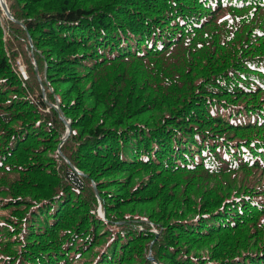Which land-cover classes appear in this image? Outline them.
<instances>
[{"label":"trees","instance_id":"16d2710c","mask_svg":"<svg viewBox=\"0 0 264 264\" xmlns=\"http://www.w3.org/2000/svg\"><path fill=\"white\" fill-rule=\"evenodd\" d=\"M6 1L0 264H264V0Z\"/></svg>","mask_w":264,"mask_h":264},{"label":"water","instance_id":"95a60500","mask_svg":"<svg viewBox=\"0 0 264 264\" xmlns=\"http://www.w3.org/2000/svg\"><path fill=\"white\" fill-rule=\"evenodd\" d=\"M0 6H1V9L3 10V12H4L8 17H10L11 19L17 21V19H15V18L12 16V14H11L9 8H8V4H7V1H6V0H0ZM56 107H58V106H56ZM67 123H68V124H67V128H68V130H67V132H66V134H65V136H64V138H63V140H65V139L67 138V136L70 134L71 129H72V128H71V123H70V122H67ZM99 212H100V216H101L102 218H104V213H103V211H102L101 208L99 209ZM149 259H150L151 261H153V264H158V262L154 259V257H153L152 255L149 256Z\"/></svg>","mask_w":264,"mask_h":264},{"label":"rangeland","instance_id":"374dc122","mask_svg":"<svg viewBox=\"0 0 264 264\" xmlns=\"http://www.w3.org/2000/svg\"><path fill=\"white\" fill-rule=\"evenodd\" d=\"M24 67V66H23Z\"/></svg>","mask_w":264,"mask_h":264}]
</instances>
